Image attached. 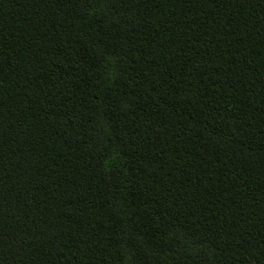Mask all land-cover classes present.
<instances>
[{"label":"trees","instance_id":"16d2710c","mask_svg":"<svg viewBox=\"0 0 264 264\" xmlns=\"http://www.w3.org/2000/svg\"><path fill=\"white\" fill-rule=\"evenodd\" d=\"M0 264H264V0H0Z\"/></svg>","mask_w":264,"mask_h":264}]
</instances>
